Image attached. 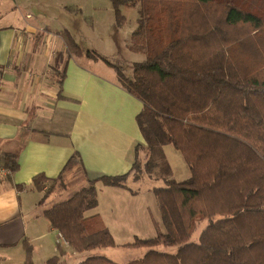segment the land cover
Masks as SVG:
<instances>
[{
  "label": "trees",
  "instance_id": "1",
  "mask_svg": "<svg viewBox=\"0 0 264 264\" xmlns=\"http://www.w3.org/2000/svg\"><path fill=\"white\" fill-rule=\"evenodd\" d=\"M111 2L116 13L122 6L137 8L129 49L144 59L132 64L130 76L83 51L69 32L61 34L68 55L112 65L121 87L141 101L136 121L145 146H135L127 173L96 179L88 178L74 153L52 182L68 178L77 189L44 209V216L74 253L114 247L100 216L86 214L97 206V182L136 194L158 168L163 185L143 190L152 192L164 231L154 222V237L125 244L144 252L124 264H264V0L256 6L239 0ZM168 144L183 156L188 178L170 177L162 151ZM0 165L13 172L17 158L0 153ZM46 180L33 179L43 191L38 207L52 189ZM203 219L207 224L192 241ZM30 252L25 264H33ZM78 264L121 263L92 252Z\"/></svg>",
  "mask_w": 264,
  "mask_h": 264
},
{
  "label": "crops",
  "instance_id": "2",
  "mask_svg": "<svg viewBox=\"0 0 264 264\" xmlns=\"http://www.w3.org/2000/svg\"><path fill=\"white\" fill-rule=\"evenodd\" d=\"M83 9L95 11L96 0H0V153H11L18 162L15 171L0 175V264H25L28 247L33 264H49L53 256L55 264H68L75 254L67 245L59 254L53 247L58 232L43 210L54 197L38 207L43 191L33 185L35 176L43 175L50 185L74 153L89 179L123 175L132 167L135 146H145L136 121L142 103L119 84L112 66L118 64L67 54L61 32L79 21L70 23L66 15ZM52 10L59 16L53 26L28 21ZM126 47L138 61L144 59L129 49V41ZM96 190L97 206L87 214L99 215L113 238L126 231L139 238L142 221L153 219L158 208L148 190L133 194L100 182ZM133 240L115 241L114 247Z\"/></svg>",
  "mask_w": 264,
  "mask_h": 264
},
{
  "label": "rangeland",
  "instance_id": "3",
  "mask_svg": "<svg viewBox=\"0 0 264 264\" xmlns=\"http://www.w3.org/2000/svg\"><path fill=\"white\" fill-rule=\"evenodd\" d=\"M243 3H248L251 6H256L260 3L261 0H239ZM9 3L10 0H7ZM97 9L93 11L92 9L80 11L76 13L75 11L71 12L70 15H66L67 20L73 22L74 20L79 21V25L69 24V32L72 40L83 50V51H93L99 56L106 57L112 63L118 64V67H121L123 72L130 76L131 75V62L140 60L137 54L131 53L126 44L129 41L130 34L135 27L136 20L138 18V12L135 7L122 6L119 9V12L116 13L111 0H96ZM50 13H56L55 11L48 12H37L32 18L28 21H33L42 26H53L55 24V19H59L58 15H51ZM22 17L19 16V19ZM78 23V22H77ZM46 34L43 37V42H46ZM53 39V38H52ZM56 37L53 39L55 40ZM65 40V36H64ZM43 47V46H42ZM102 54V55H101ZM142 60V59H141ZM165 150V155L167 156V161L170 164L169 169L171 171V178H174L176 181H181L189 177L190 171L189 168L181 155V153L176 150L172 145H165L163 147ZM146 156L141 153V162L146 161ZM170 175V174H169ZM168 175V177H169ZM145 176V174L143 175ZM154 176L156 178H154ZM162 173L160 169L155 168L154 174L151 178H147L140 184V189L143 190L144 186H162ZM55 184V185H54ZM48 185V183H47ZM53 188L50 191V197L47 201L43 203V206H47L50 199L53 198V202H58L66 199L69 194L77 189V186L71 184L70 179H62L55 181L53 183ZM40 192V191H39ZM40 195V193L36 192ZM55 195V196H54ZM148 202V201H147ZM153 203V200H152ZM156 205V204H155ZM156 207V206H155ZM153 208V207H151ZM88 211L86 212V214ZM153 219L158 222L159 229L164 231V227L161 223V216L158 208H153L152 210ZM153 219L147 221L144 219L142 221L143 227L141 228L140 233H137V236L141 239H148L155 236L157 230ZM207 220H199L195 223V227L191 233V240H198L201 230L206 226ZM135 225V224H134ZM134 232H124L121 235H116L114 238L117 242L132 241ZM58 240L57 234H54L52 245L55 247L57 254L61 253L60 248L64 246L61 241ZM60 243V246L58 244ZM66 244V243H65ZM175 248H170L174 250ZM98 252L99 254L103 253L105 256L112 258L114 260L128 261L131 259L138 258L144 252V248L141 247H106L98 249L95 251H86L83 253H75L72 258H69L68 264H73L89 253ZM68 255V254H66ZM55 264V263H51ZM62 264V263H60ZM64 264V263H63Z\"/></svg>",
  "mask_w": 264,
  "mask_h": 264
},
{
  "label": "built area",
  "instance_id": "4",
  "mask_svg": "<svg viewBox=\"0 0 264 264\" xmlns=\"http://www.w3.org/2000/svg\"><path fill=\"white\" fill-rule=\"evenodd\" d=\"M8 173H10L9 170L0 167V175H5V174H8ZM57 236H58V240H60L62 244L65 243V241H64L63 237L61 236V234L58 233ZM59 245H60V243H59Z\"/></svg>",
  "mask_w": 264,
  "mask_h": 264
}]
</instances>
